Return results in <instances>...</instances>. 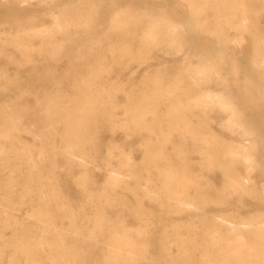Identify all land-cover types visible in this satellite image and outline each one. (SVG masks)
<instances>
[{
    "label": "bare ground",
    "instance_id": "bare-ground-1",
    "mask_svg": "<svg viewBox=\"0 0 264 264\" xmlns=\"http://www.w3.org/2000/svg\"><path fill=\"white\" fill-rule=\"evenodd\" d=\"M15 1L30 3V0ZM260 1L264 0H187L193 13L192 21L196 20L199 31L207 33L198 36L193 46L174 43L171 23L157 19H140L138 22L121 20L118 11L111 9V4L106 5L104 1L98 3L103 6L98 18L91 16L89 6L80 3H73L67 11L59 14L57 24L61 28L66 23L65 17L77 25L82 23L80 18L83 15L85 23L91 22L83 31L85 36L81 39L86 45L81 53H91L95 47L103 49L96 41L88 40L98 33L97 28L108 15L110 21L119 22L122 33H133L138 40H112L106 44V50L98 51V58L109 56L116 60V64L123 65L132 59L147 62L150 56L144 52L149 53L167 43L173 51L172 64L181 65L182 71L173 76L167 75L165 70L156 71L144 76L139 86L130 89L119 85L117 77L110 80L103 75L111 67L101 65L100 61L81 62L79 65L85 74L80 82L73 84L69 93L57 91L50 95L42 105L44 116L39 122L44 132L34 133L41 144L48 147V153L41 151L42 154L48 155L51 162L56 154L63 155L69 163V172L83 169L76 181L84 189L90 184L85 170L87 162L91 160L87 146L97 143L90 140L92 121L103 116L108 128L118 127L128 134H139L144 138L146 148L141 162H133L128 155L120 157L118 168L112 170L105 188L96 195L87 196L80 206V212L91 222L89 229L71 215V204L59 198L55 189L45 191L43 186L33 188L36 183L34 179L42 184L40 167L29 155L25 144L13 140L18 131L30 129L24 126L21 115L13 110L11 103L3 101L0 104V138L3 139L0 140V166L8 169L7 176H11V169H15L18 177L25 179L22 185L17 179L0 181V207L5 211L11 210L28 197L32 209L29 219L36 226L35 229L28 228L15 218H5V225L13 228L14 235L7 239L0 232V263L3 254L8 251V264H85L86 255L98 247L97 240L102 237L106 251L100 264H139L142 259L149 261L154 255L150 245L153 242L160 247V254L180 264H264V211L261 202L264 201V193L248 185L241 174L244 167L254 162L258 150L264 152V123L258 121V115L241 111L224 93L228 79L224 74L227 62L223 58L233 44H238L237 36H233L235 33L232 35L230 29L248 30L253 22L250 18L252 6ZM100 30V34H103L104 30ZM4 32L6 34L0 36V53L4 49L9 51L8 46L24 53L34 51L36 47L28 37L40 35L47 43L55 35L49 29H26L22 26ZM249 44L251 67L245 86L252 88L247 93L249 97L261 99V112L264 113V92L258 90L259 86L264 88V33L250 36ZM184 48L187 58L179 63L176 56ZM192 49L195 61L190 59ZM236 52L239 55V51ZM236 59H232V65L236 64ZM0 75H6L1 68ZM119 90H124L128 96V102L124 105L126 115L121 119L116 115L115 97ZM150 112L153 115L149 119L147 113ZM58 128L60 130L56 132ZM224 132L229 136L225 137ZM186 135L188 138H185ZM4 152L6 156H2ZM114 153L113 149L107 150L108 163ZM195 153L200 156L198 167L202 170L201 174H192L196 166L191 163L190 154ZM258 158L264 160V154ZM33 169L35 172H32ZM121 169L137 180L146 174L148 184L139 191L140 195L157 197L163 209L169 213H189L200 208L193 209V196L190 197L187 192L191 184L196 191L195 197L203 205L201 225L180 221L157 236L143 226L136 230L138 236L143 235V241L132 238L131 230L125 229L120 220H111L106 213V206L118 201L114 191L122 182ZM209 172L220 179V187L216 188L210 183ZM151 175H155L158 181L151 182ZM233 193L241 200L226 205ZM208 201L219 204L223 214L208 215L204 207ZM92 204L96 206V211L90 216ZM252 205L261 210L253 215H243L242 209ZM59 217L68 218V228L57 229ZM169 234L176 247L175 254L166 244Z\"/></svg>",
    "mask_w": 264,
    "mask_h": 264
},
{
    "label": "rangeland",
    "instance_id": "rangeland-1",
    "mask_svg": "<svg viewBox=\"0 0 264 264\" xmlns=\"http://www.w3.org/2000/svg\"><path fill=\"white\" fill-rule=\"evenodd\" d=\"M96 1L97 0H30V3L27 4L25 1L19 3L15 0H0V36L6 34V32H4L5 30H14L17 26L26 27V29L30 27L49 29L55 34L47 43L43 41L44 38L40 35L28 37V40L36 47L34 51L24 53L16 51L11 46H8L9 51L4 49L0 53V68L3 69L6 74V78L0 75V104H2L3 101L11 103L13 110L21 115L24 126L30 129V131H18L15 133L16 137L13 140H16L17 143L22 142L25 144L26 148L30 151L29 155L35 160V164L40 167V172L43 175L42 184H40L37 179H34L36 183L33 184V188L36 189L43 186L45 191H49L51 188L55 189L59 198L68 200L71 204V215L76 218L78 223L87 227V229L90 228L91 222L85 214L80 212V206L85 202L87 196L96 195L105 188L106 182L111 177L112 170L118 168L120 157L128 155L133 162H141L146 148L144 138L139 134H128L125 130L118 127L114 129L108 128L106 125L107 122L103 116H98L96 120L92 121L89 133L92 134L93 138L91 137L90 140L97 143H91L87 146L91 160L87 162V168L85 170L89 175L88 180L90 184L84 189V187L76 181V178L82 173L83 169L77 168L69 172L67 170L69 163L63 155L56 154L53 162L49 160L48 155H43L48 153L46 152L48 147L41 144V140L34 135L35 132H44L39 122L41 116H44L42 105L45 104V101L50 95L56 94L57 91L69 93L73 84L75 85L80 82V78L85 74L79 65L81 62L97 63L100 61L101 65L111 67V70L108 73H103V75L105 74L110 80L111 78L117 77L119 85L130 89L139 86L144 76L148 74L165 70L167 71V75L173 76L181 73L182 66L172 64L173 55L171 53L173 51L171 46L167 43L161 45V48L152 50L149 53L144 52L150 56L147 62L132 59L125 61L123 65L120 63L116 64V60L109 56L104 59L98 58V51L106 50V44L112 40H131L133 42H137L138 40V36L133 33H122V30H119V28H121L119 22L110 21L108 15L104 17L100 27L94 26L96 28L98 27V33L91 36L88 40L92 42L96 41L103 49L98 50V48L96 49L95 47L91 53H81V49H84L86 45V42L81 39L85 36L83 31L88 25H91V22L85 23L83 15L80 18L82 23L77 25L70 23V19L65 17L66 23L61 28L57 24V21L60 20V18H58L59 14L67 11L68 7L73 3H80L84 6H89L91 16L94 15V17L98 18L103 8V6L98 3L99 1H104L106 5L111 4V9L118 11V18L121 20L129 19L138 22L140 19H157L161 22L171 23L173 35L175 36V44L193 46L197 42L198 36H205L204 34H207L204 31L198 30L197 23L195 22L196 20H193L194 22L192 21L193 13H191V9L186 3L187 0ZM252 9L253 11L250 18L253 22L249 25L251 31L249 29H246V31L230 29L231 34L233 35V33H235L233 36H237L239 45L233 44V47L229 48L228 52L223 55L224 60L227 62L224 74L228 79V87L224 88V93L241 111L245 110L258 115V121L264 123V113L261 112V99L249 97L247 93L248 91H252V88L245 86V79L251 67L249 37L264 33V1L254 3ZM17 10L19 11L18 13L15 12ZM53 12L56 13L54 14ZM167 13L169 15H167ZM84 14L86 16V13ZM100 29L104 30L103 34H100ZM256 31L258 32L255 33ZM207 36L212 35L208 34ZM94 46L96 45L94 44ZM236 51H239V55ZM193 52L194 49L191 50L190 59L195 61L196 56L192 55ZM177 54L176 58L179 63L186 60L187 55H185V48ZM233 58H239L238 61L236 59L237 62L234 65H232ZM258 90L259 92H264L262 86H259ZM124 92V90H119L116 93L117 97H115L117 102L116 115L120 119L126 115L124 105L128 102L127 93ZM152 115L151 112L147 113V118L150 119ZM59 130L58 128L55 131L58 132ZM224 134L226 135L225 137L229 136L228 133L224 132ZM234 135L236 137L238 136L237 134ZM154 137L155 135L153 134V138ZM185 138H188V136L186 135ZM0 140L3 141L2 138H0ZM55 141L57 143L59 142L57 136L55 137ZM168 147H170V144H168ZM112 149L115 153L110 157V162L108 163L106 160L108 156L107 150ZM262 154H264V152L258 150L255 153L254 162L248 167H244L241 170V174L248 185H253L261 193H264V160L261 161L258 158ZM2 156H6V152H4ZM190 157L192 159L191 163L196 166L192 174H201L202 170L198 167L200 156L195 153L190 154ZM11 170H13L11 176H7L6 172L8 169L4 168V166H0V181L4 182L6 180L11 181L17 179L20 180L22 185L25 179H23V177H18V172L15 169ZM23 170L25 171V166ZM32 172H35V170L33 169ZM208 174H210V183L216 188L220 187V179L211 172ZM145 176L146 174H142L140 179L137 180L125 169H121L120 177L122 182L114 191V196L118 201L106 206L107 216L111 220H120L125 229L133 232L132 238H139L142 241L143 235L138 236L136 230L143 226L148 227L152 230L153 235L157 236L163 230H170L171 225L176 222L190 221L194 226L201 225L204 214V210L201 208L203 205L201 200L195 197L196 191L191 184L188 185L187 192L190 197L193 196L191 198L193 209H196L198 206L200 208L192 210L189 213H169L163 209L162 202L158 200L157 197L140 195L139 191L144 189L148 184ZM151 179V182L158 181L155 175H151ZM18 188H20V185ZM135 190L137 191L136 193ZM13 197L16 198V195H13ZM242 198H244V200H252L248 197ZM238 200H241V198L233 193L229 196L226 205L239 203ZM261 202L262 211H264V201ZM30 204L31 200L26 197L22 203H18V205L11 210L7 209L5 211L3 207H0V232L5 238L9 239L14 235L13 228L6 226L4 223L6 217L10 219L15 218L17 221L24 223L28 228H36L35 223L29 219L32 211ZM95 207L96 206L92 204L90 216L96 211ZM204 207L208 215L223 214L220 205L217 203L208 201L204 204ZM53 210L57 211L55 207H53ZM259 210L261 209L256 206H247V209H242V214L247 216L253 215ZM69 225L70 222L67 217H59L56 222V227L59 230L66 229ZM87 240L86 238L85 241ZM71 243H73V241ZM97 244L98 247L86 255L85 264H100L102 262L104 252L106 251L102 237L98 238ZM166 244L170 247L172 254H175L176 247L173 243L171 234H169ZM150 245L154 251L153 259L149 261L142 259L139 264H180L178 262H172L169 257L160 254V247L155 242L150 243ZM8 258L9 252L7 251L3 254V259L0 264H8Z\"/></svg>",
    "mask_w": 264,
    "mask_h": 264
}]
</instances>
